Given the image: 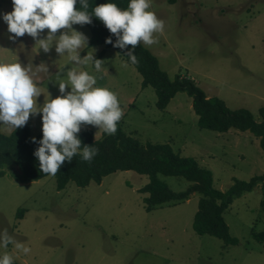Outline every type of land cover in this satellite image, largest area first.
Segmentation results:
<instances>
[{
  "label": "rangeland",
  "instance_id": "obj_1",
  "mask_svg": "<svg viewBox=\"0 0 264 264\" xmlns=\"http://www.w3.org/2000/svg\"><path fill=\"white\" fill-rule=\"evenodd\" d=\"M149 10L164 22V28L153 34L156 42L152 45H141L158 59L169 78L188 77L208 98L221 99L232 110L246 109L261 122L264 0H150ZM7 11H11L10 0H0V12ZM74 27L88 37V46L97 58L103 46L89 45L91 34L84 25ZM21 43L24 49L17 55L7 49ZM33 46L27 34L14 45L7 39L6 25L0 22V47H6L0 49V58L19 59L23 64L43 61L53 73L63 63L54 48L36 54ZM101 60L105 64L101 72L89 66L81 70L97 76L96 86L117 95L123 113L119 125L127 135L143 144H168L180 156L193 158L211 172L213 187L222 192L235 181L264 175V153L252 133L199 128L191 98L184 92L159 110L155 91L141 86L135 68L115 50H105ZM50 74L39 73L45 98L47 91L52 97L58 95L57 86L48 83ZM42 100L43 96L39 102ZM27 122L31 137L41 133L39 115H30ZM84 130L95 134L98 129L88 125L82 126ZM102 133L97 132L94 139H100ZM13 174L6 170L0 177V226L7 227L31 251L17 255L9 245L0 252L9 251L19 264H264V250L252 238L253 233L264 230L260 186L234 199L223 213L229 235L237 240L227 245L193 230L198 193L181 203L147 211L146 194L138 190L149 179L133 171L112 173L84 188L68 182L62 190L56 189L54 176L22 183ZM159 180L173 192L191 185L177 176L159 175Z\"/></svg>",
  "mask_w": 264,
  "mask_h": 264
},
{
  "label": "clouds",
  "instance_id": "obj_2",
  "mask_svg": "<svg viewBox=\"0 0 264 264\" xmlns=\"http://www.w3.org/2000/svg\"><path fill=\"white\" fill-rule=\"evenodd\" d=\"M10 2L11 11L0 12L7 39L15 45L19 37L27 34L34 41L31 49L36 54L40 51L47 54L54 48L58 59L64 60L53 73L43 61L23 64L19 59L0 58V132H15L26 125L30 115H39L42 135L39 139L30 138L37 145L32 155L39 172L54 176L74 155L86 162L96 156L98 149L82 144L77 135L82 126L97 128L95 134L102 131L113 135L123 114L117 95L107 87L96 86L97 76L81 70L82 66H89L99 73L105 64L94 57L95 50L88 46V37L74 25L91 24L95 17L110 33L105 43L122 50L123 55L135 64L136 46L156 42L153 34L163 31L164 22L149 10L150 0H128L125 8L112 0L101 4H95V0ZM3 48L6 47H0ZM88 48L93 51H85ZM7 49L16 54L23 51L24 45L21 43L18 48ZM41 72L51 73L48 83L57 86L58 95L55 97L47 91L45 98L40 86ZM41 96L42 103L39 102ZM9 245L17 255H27L31 251L25 242L10 234L7 227L0 226V249H7ZM0 264H14L13 254L0 252Z\"/></svg>",
  "mask_w": 264,
  "mask_h": 264
},
{
  "label": "trees",
  "instance_id": "obj_3",
  "mask_svg": "<svg viewBox=\"0 0 264 264\" xmlns=\"http://www.w3.org/2000/svg\"><path fill=\"white\" fill-rule=\"evenodd\" d=\"M106 0H95V4ZM119 7L125 8L128 0H112ZM78 7V5H77ZM90 31V46H103V51L97 56L101 59L105 50L113 49L130 66H133L141 77V86L151 87L156 94V107L165 109L170 100L179 92L186 93L192 101V110L197 116V125L201 129L215 132H226L236 129L248 131L259 139V146L264 153V107L258 113L261 122L257 123L253 115L246 109H229L223 100L208 98L197 84L177 75L170 79L159 67L158 59L144 46L138 44L135 48L137 63L133 64L122 50L105 43L110 35L104 25L95 17L91 24H85ZM115 37H113V40ZM128 47H131L130 45ZM42 133L35 137L40 138ZM78 136L82 144L93 145L98 149L91 162L74 155L70 162H65L54 175L56 189L62 190L68 182L84 188L91 182L100 183L104 177L118 171H133L148 177L149 181L138 191L146 194L143 198L144 207L151 211L165 204H178L189 198L193 193L200 195L197 212L193 219V230L198 235H209L222 240L227 245L237 242L229 235V229L224 221L223 213L232 201L246 192L260 186L263 199L260 206L264 209V175L254 176L248 181H235L225 192L213 187L211 172L201 167L193 158L183 157L173 152L168 144L140 143L134 137L127 135L117 124L113 135L102 133L98 140L94 139L91 130L81 131ZM30 124L8 135L0 134V177L5 171L14 172L13 177L19 182L37 181L48 175L38 171L37 161L32 155L36 144L30 141ZM159 175L177 176L186 179L191 185L182 192H173L159 180ZM23 209L18 211V217ZM264 250V230L252 234ZM14 264H19L14 261Z\"/></svg>",
  "mask_w": 264,
  "mask_h": 264
}]
</instances>
